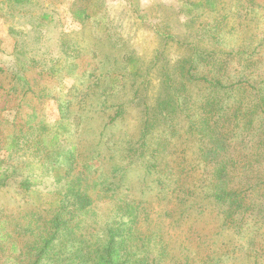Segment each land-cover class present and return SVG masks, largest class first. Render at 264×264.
<instances>
[{
	"label": "rangeland",
	"instance_id": "obj_1",
	"mask_svg": "<svg viewBox=\"0 0 264 264\" xmlns=\"http://www.w3.org/2000/svg\"><path fill=\"white\" fill-rule=\"evenodd\" d=\"M195 48L203 56L211 52L208 60H199L202 55H197ZM245 51L248 53L240 54ZM245 55H251V61L256 60L254 67L258 69L253 80L262 78L264 0H0V173L11 175L9 183L0 187V264L16 261L21 251L14 252L12 243L22 246L24 236L19 235L27 220L38 215L36 210L42 213L55 203L64 183L59 178L69 164L64 155L52 154L56 147L49 141H36L39 132L12 145L16 121L23 122L33 116L38 128L45 127L43 136L58 131L63 138L67 130H72L74 142L91 140L90 127L99 119L83 124L87 128L79 134L75 124L80 122L76 117L81 110L79 101L93 93L101 95L99 83L106 77L108 89H118L119 94L115 93L113 98L116 101L129 98L133 81L139 85L148 81L144 87L154 105L155 98L165 93L160 85L162 79L166 83L168 80L165 90L171 89L170 76L176 85H181L179 91L184 96L208 92L206 86L188 83L190 60L197 63L191 69L194 76L238 78L248 73L242 72V63L247 61L241 56ZM18 76L39 79L31 82V90L22 99L21 91L28 85L17 84L16 89ZM140 108L130 101L128 115L116 123L114 132L123 129L129 134L134 132L140 121ZM63 113L73 117L68 120L71 125L66 130L58 127ZM178 119V132L168 123L163 129L159 127L154 136L156 170L178 177L168 187L167 199L147 205L149 210L152 208V226L158 229L153 231L151 249L154 257L162 255L168 241L166 246L171 249V255L182 252L180 245H187L192 257H204L210 248L200 244L197 235H204L215 224L210 222L214 213L207 212L213 205L206 207L205 214L172 220L179 214L177 208L181 209L177 192L186 198L190 188L206 191L216 182L215 162L205 159L200 141L188 132L185 114ZM256 122L261 119L257 118ZM106 170L107 166L102 173ZM142 171L135 167L127 173V178L137 183ZM23 180L30 186H19ZM101 187L92 182L88 187V193L96 201L84 218L88 220L85 224L104 226L112 204H120L114 199L119 196L114 197ZM119 195L125 197L124 193ZM255 227L250 226L239 234L240 246L229 252L222 264H264V238L253 231ZM261 228L260 232L264 233V227ZM92 233L95 236L102 231ZM170 258L160 262L176 264L175 256ZM256 258L258 262H254Z\"/></svg>",
	"mask_w": 264,
	"mask_h": 264
},
{
	"label": "trees",
	"instance_id": "obj_2",
	"mask_svg": "<svg viewBox=\"0 0 264 264\" xmlns=\"http://www.w3.org/2000/svg\"><path fill=\"white\" fill-rule=\"evenodd\" d=\"M195 53L201 54L199 60L205 61L211 55L210 52L203 56L202 51L196 48ZM244 53L248 51L240 54ZM241 57L247 61L242 63V72H248L246 75L249 78L194 76L191 69L197 63L195 59L190 60L188 83L206 86L208 92L184 96L179 91L181 85H176L170 76L171 89L165 90L168 80L166 83L162 79L160 85L165 93L161 92L155 98L154 105L146 93L147 87H144L148 81L145 85L140 82L142 87L136 84V80L133 81L129 98L116 101L113 98L118 89H108L106 77L99 83L101 95L93 93L88 99L79 101L81 110L76 117L80 122L75 123L79 134L87 128L83 124L99 119L94 127H90L93 129L91 140L74 142L72 130H67L63 138L58 131L43 136L41 133L45 127L38 128V124L33 123V116L23 122L16 121L11 134L12 145L28 140L31 133L39 132L40 137L36 141H49L56 147L52 154L64 155L69 164L59 178L64 183L55 196V203L42 213L36 210L38 215L27 220L19 235L24 236L22 246L12 243L14 252L21 251L13 264H162L160 261L168 257L174 259V256L176 264H222V259L240 246L239 234L250 226L256 225L253 231L264 238L263 231L260 232L264 227V76L254 81L253 74L258 69L256 60L251 61V55ZM38 81L37 78L18 76L14 84L16 89L17 84L28 85L21 91V99L31 90V82ZM130 101L141 106L139 123L130 134L125 129L114 132L116 123L128 115ZM183 113L189 123L188 132L200 141V149H205V159L215 162L213 179L216 182L206 191L190 188L188 197L191 199L183 198L177 192L181 209L177 208L179 214L176 219L172 216V221H178L183 216L186 219L194 214L214 213L210 221L215 223L213 227L204 235H197L201 239L200 244L209 247L210 252L204 257H192L187 245H180L182 252L171 255L167 241L162 255L158 254L157 258L151 249L156 227L152 226V208L149 210L147 205L167 199V189L178 176L158 168L156 170L154 136L159 127L163 129L169 124L175 126L178 132V117ZM32 115L35 116V113ZM62 118L57 125L66 130L70 124L68 120L73 117L63 113ZM257 118L261 122H256ZM60 138L63 145L59 143ZM64 145L69 148H64ZM106 166V172L102 173ZM135 167L143 169L137 183L127 178V173ZM10 177V174L0 173V187L8 184ZM91 182L101 184V189L112 192L114 197H121L120 193L125 196L114 198V202L120 204H112L111 215L102 227L93 226L91 222L85 224L88 220H84L96 201L88 193ZM19 186L30 185L23 180ZM209 204L213 208L206 212V207H211ZM92 230H101L102 233L94 236ZM181 243L184 244V240ZM233 262L236 259L233 258ZM254 262H258V258Z\"/></svg>",
	"mask_w": 264,
	"mask_h": 264
}]
</instances>
